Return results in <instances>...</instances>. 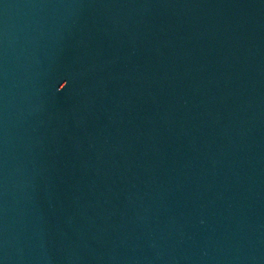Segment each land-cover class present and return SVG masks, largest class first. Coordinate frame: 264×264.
<instances>
[{
  "label": "water",
  "instance_id": "1",
  "mask_svg": "<svg viewBox=\"0 0 264 264\" xmlns=\"http://www.w3.org/2000/svg\"><path fill=\"white\" fill-rule=\"evenodd\" d=\"M0 264H264V0H0Z\"/></svg>",
  "mask_w": 264,
  "mask_h": 264
},
{
  "label": "snow or ice",
  "instance_id": "2",
  "mask_svg": "<svg viewBox=\"0 0 264 264\" xmlns=\"http://www.w3.org/2000/svg\"><path fill=\"white\" fill-rule=\"evenodd\" d=\"M61 86H63L61 87V90H63L66 87V84H62Z\"/></svg>",
  "mask_w": 264,
  "mask_h": 264
}]
</instances>
